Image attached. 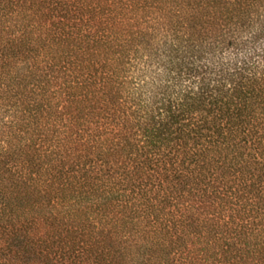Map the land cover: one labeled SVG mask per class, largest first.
Segmentation results:
<instances>
[{"label":"trees","instance_id":"trees-1","mask_svg":"<svg viewBox=\"0 0 264 264\" xmlns=\"http://www.w3.org/2000/svg\"><path fill=\"white\" fill-rule=\"evenodd\" d=\"M0 264H264V0H0Z\"/></svg>","mask_w":264,"mask_h":264}]
</instances>
